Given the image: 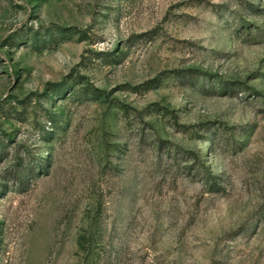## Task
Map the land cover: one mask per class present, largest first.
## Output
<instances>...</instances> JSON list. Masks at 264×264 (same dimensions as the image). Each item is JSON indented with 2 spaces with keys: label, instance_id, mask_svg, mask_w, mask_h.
<instances>
[{
  "label": "rangeland",
  "instance_id": "obj_1",
  "mask_svg": "<svg viewBox=\"0 0 264 264\" xmlns=\"http://www.w3.org/2000/svg\"><path fill=\"white\" fill-rule=\"evenodd\" d=\"M0 264H264V0H0Z\"/></svg>",
  "mask_w": 264,
  "mask_h": 264
},
{
  "label": "trees",
  "instance_id": "obj_2",
  "mask_svg": "<svg viewBox=\"0 0 264 264\" xmlns=\"http://www.w3.org/2000/svg\"><path fill=\"white\" fill-rule=\"evenodd\" d=\"M211 181H212L211 185H215L216 184V181L214 179H211Z\"/></svg>",
  "mask_w": 264,
  "mask_h": 264
}]
</instances>
